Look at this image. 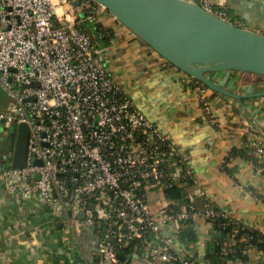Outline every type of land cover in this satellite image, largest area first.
Returning <instances> with one entry per match:
<instances>
[{
  "label": "built area",
  "instance_id": "2783aa9c",
  "mask_svg": "<svg viewBox=\"0 0 264 264\" xmlns=\"http://www.w3.org/2000/svg\"><path fill=\"white\" fill-rule=\"evenodd\" d=\"M198 1L226 20L225 7ZM107 14L93 0H0V89L10 100L0 123L28 127L25 166H7L0 182L38 198L67 233L98 227L100 264H127L140 248L153 264H189L172 252L162 228L216 213L208 205L152 215L150 190L181 188L194 178L185 156L135 107L93 44L87 28L95 30ZM205 91L198 89L201 101ZM253 146L264 157V146ZM121 247L130 251L124 259Z\"/></svg>",
  "mask_w": 264,
  "mask_h": 264
},
{
  "label": "crops",
  "instance_id": "0c3cea01",
  "mask_svg": "<svg viewBox=\"0 0 264 264\" xmlns=\"http://www.w3.org/2000/svg\"><path fill=\"white\" fill-rule=\"evenodd\" d=\"M202 1L210 8L225 7L241 19L242 28L264 34V0ZM99 25L113 34L106 45L99 36L96 41L95 31L90 30L106 68L135 107L183 153L194 178L179 188L178 200L162 190H150L147 203L152 215L159 218L188 206L202 212L211 205L264 234V157H257L253 146H264V97L233 100L206 90L203 97L209 98V115H205L189 77L166 64L111 15L101 16ZM250 75L226 72L210 77L236 94L264 91V78ZM234 149L242 155L225 163ZM4 164L0 161V172ZM193 224L192 243L180 237L183 223L163 227L160 235L172 238V247L181 257L214 264L208 257L209 225L201 218L193 219ZM99 236L98 227L65 232L38 198H23L0 182V264H100ZM159 239L153 236L150 242L158 246ZM148 254V249L140 248L127 264H153ZM247 258L246 264H264L261 251L250 249ZM228 264L245 263L236 259Z\"/></svg>",
  "mask_w": 264,
  "mask_h": 264
},
{
  "label": "water",
  "instance_id": "95a60500",
  "mask_svg": "<svg viewBox=\"0 0 264 264\" xmlns=\"http://www.w3.org/2000/svg\"><path fill=\"white\" fill-rule=\"evenodd\" d=\"M93 1L164 61L212 92L233 100L264 97V91L233 93L210 77L238 72L264 78V34L235 26L189 0ZM10 138L13 144L0 152V161L21 169L26 162L28 127L15 125ZM78 217L83 219L84 214Z\"/></svg>",
  "mask_w": 264,
  "mask_h": 264
},
{
  "label": "trees",
  "instance_id": "16d2710c",
  "mask_svg": "<svg viewBox=\"0 0 264 264\" xmlns=\"http://www.w3.org/2000/svg\"><path fill=\"white\" fill-rule=\"evenodd\" d=\"M196 3H199L198 0H195ZM225 19L238 27H242L241 19L237 16H234L226 9ZM95 40L97 37H101L104 44H108L113 36L112 32L107 29H103L100 25H97L95 30ZM166 62V61H165ZM167 63V62H166ZM168 64V63H167ZM170 65V64H168ZM171 66V65H170ZM191 87L197 89L209 90L203 84L197 82L196 80L191 79ZM209 102V98L205 97L200 103L202 111L205 115H209L206 110L205 103ZM242 155L241 151L232 150L227 163L231 158H235L237 155ZM253 158V156H252ZM257 163L256 159L253 160ZM224 171L228 173V169L224 164ZM264 168V167H263ZM180 189L171 188L165 191L168 198L172 200L180 199ZM212 210L216 213L212 217L207 218L205 221L209 225L210 231L212 232V239L208 245V257L212 259L214 264H228L236 259H239L242 263L247 262V251L250 249H255L264 253V234L253 230L236 220L231 219L226 214L215 208L211 207ZM194 211H196L194 209ZM193 219L189 218L183 222V228L180 231V237L185 240L187 243H192L194 239L193 231ZM129 249L121 247L119 248V253L122 259L126 258L129 253ZM172 252L176 255H179L172 247ZM185 260L189 264H200V260L196 257H185Z\"/></svg>",
  "mask_w": 264,
  "mask_h": 264
},
{
  "label": "rangeland",
  "instance_id": "374dc122",
  "mask_svg": "<svg viewBox=\"0 0 264 264\" xmlns=\"http://www.w3.org/2000/svg\"><path fill=\"white\" fill-rule=\"evenodd\" d=\"M87 31L89 34H92V32L89 30V28H87ZM93 44L96 46V44H97L96 41H93ZM246 76H249V75H246ZM250 76H254V75H250ZM255 78L256 77H254V79ZM245 84H247V83H245ZM9 104H10V100L7 98V96L3 92V90L0 89V112L6 111ZM13 127H15V125L0 123V152L2 150H5L7 145H9V147L12 145V140L10 138V135L13 133ZM0 167H2V166H0Z\"/></svg>",
  "mask_w": 264,
  "mask_h": 264
}]
</instances>
